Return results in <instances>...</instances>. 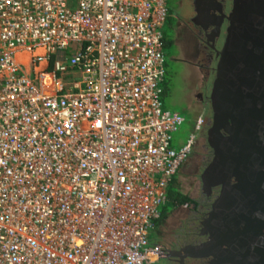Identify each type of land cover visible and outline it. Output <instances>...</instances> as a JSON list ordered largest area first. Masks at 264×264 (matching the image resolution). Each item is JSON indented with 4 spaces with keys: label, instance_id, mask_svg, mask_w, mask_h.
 Masks as SVG:
<instances>
[{
    "label": "built area",
    "instance_id": "built-area-1",
    "mask_svg": "<svg viewBox=\"0 0 264 264\" xmlns=\"http://www.w3.org/2000/svg\"><path fill=\"white\" fill-rule=\"evenodd\" d=\"M164 0H0V264H153L200 118L162 111Z\"/></svg>",
    "mask_w": 264,
    "mask_h": 264
},
{
    "label": "water",
    "instance_id": "water-1",
    "mask_svg": "<svg viewBox=\"0 0 264 264\" xmlns=\"http://www.w3.org/2000/svg\"><path fill=\"white\" fill-rule=\"evenodd\" d=\"M259 2L234 0L227 18L209 94L211 132L221 128L227 136L210 144L214 159L200 177L207 193L220 190L200 223L205 242L170 253L179 264L184 259L264 264V13Z\"/></svg>",
    "mask_w": 264,
    "mask_h": 264
},
{
    "label": "flooded vegetation",
    "instance_id": "flooded-vegetation-1",
    "mask_svg": "<svg viewBox=\"0 0 264 264\" xmlns=\"http://www.w3.org/2000/svg\"><path fill=\"white\" fill-rule=\"evenodd\" d=\"M175 25L171 30L173 36L168 47L174 50L167 59L174 65L190 68L192 80L195 83L191 101L186 105L187 112L195 120L200 118V126L195 134L190 155L185 164L194 161L195 182L197 185L196 202L186 212V225L179 235L172 236L169 246L161 259L164 264H179V260L170 253H176L183 247L205 242L206 237L200 234V223L206 218L211 203L219 193L220 188H211L209 193L202 189L201 175L214 159L211 143L218 142L227 135L219 128L213 129L212 109L209 94L215 75L218 52L224 43L225 31L228 27L227 18L231 12L234 0H176ZM260 13H264V0H258ZM247 3V2H246ZM258 3V4H259ZM220 33L217 35V28ZM187 36V45L180 47V39ZM186 57L191 58L188 60ZM193 120V121H194ZM167 256V257H166ZM184 264H209V259H184Z\"/></svg>",
    "mask_w": 264,
    "mask_h": 264
},
{
    "label": "rangeland",
    "instance_id": "rangeland-1",
    "mask_svg": "<svg viewBox=\"0 0 264 264\" xmlns=\"http://www.w3.org/2000/svg\"><path fill=\"white\" fill-rule=\"evenodd\" d=\"M165 7L167 9V16L162 28L164 34L165 43L172 38L173 34L171 30L175 25L176 16V0H164ZM180 47H185L187 45V36L180 39ZM161 51L165 56V74L163 83L161 84L162 94L160 96V101L162 104V111L167 113H177L184 118V123L179 127V130L171 134L172 146L174 148L178 147L180 143H183L189 133L192 131L194 122L191 115L186 110V105L191 101V96L193 95L194 82L192 80V73L190 68H185L181 65H174L171 63L167 56L169 54H174V50L168 45L164 44ZM188 60L191 58L186 57ZM194 161L184 165V170L182 171V176H179L182 182V193L190 199H196L197 190L195 186L194 177ZM191 168V169H190ZM193 170V171H192ZM190 209V208H189ZM187 208H178L175 212L173 218L169 221L167 225V234L163 237V247L172 242V236L179 235L180 230L185 229L186 225V212L189 211ZM155 264H164L163 261L159 260Z\"/></svg>",
    "mask_w": 264,
    "mask_h": 264
},
{
    "label": "crops",
    "instance_id": "crops-1",
    "mask_svg": "<svg viewBox=\"0 0 264 264\" xmlns=\"http://www.w3.org/2000/svg\"><path fill=\"white\" fill-rule=\"evenodd\" d=\"M163 34V46L164 44H168L170 41L168 40L165 43V38ZM191 169V168H190ZM184 170V165L180 168L176 176L173 178L172 182L168 186L167 192H166V198L164 203L159 208V214L156 220H159V223L155 225L154 230L151 232L149 236V243L152 245L162 246L163 245V237L167 234L166 229L169 221L171 218H173L175 212H177L178 208H187L189 209L191 205L185 207L184 205H177L174 204L173 200H171L170 192L174 189L183 195L181 187L182 182L179 176H182V171ZM193 171V170H192ZM185 196V195H184ZM156 263V262H155ZM153 263V264H155Z\"/></svg>",
    "mask_w": 264,
    "mask_h": 264
},
{
    "label": "trees",
    "instance_id": "trees-1",
    "mask_svg": "<svg viewBox=\"0 0 264 264\" xmlns=\"http://www.w3.org/2000/svg\"><path fill=\"white\" fill-rule=\"evenodd\" d=\"M193 130V128H192ZM170 195H171V200H173L174 204L177 205H184V204H188V205H192V204H196L195 201L191 200L190 198H188L187 196H184V195H181L177 189L173 190L170 192ZM159 223V220H154L153 224H154V227L156 224Z\"/></svg>",
    "mask_w": 264,
    "mask_h": 264
},
{
    "label": "clouds",
    "instance_id": "clouds-1",
    "mask_svg": "<svg viewBox=\"0 0 264 264\" xmlns=\"http://www.w3.org/2000/svg\"><path fill=\"white\" fill-rule=\"evenodd\" d=\"M166 16H167V15H166ZM162 47H163V44H162ZM163 79H164V78H163ZM162 83H163V82H162ZM198 118H199V117H197L193 122L195 123L196 120H197ZM193 126H194V125H193ZM183 165H184V164H183ZM183 165H182V166H183ZM179 170H180V169H179ZM184 206L186 207L187 204H185ZM188 206H189V205H188ZM191 206H192V205H191ZM191 206H190V207H191ZM153 230H154V229H153ZM159 247L163 250V246H159ZM163 252H164V254L166 253V251H163ZM164 256H165V255H164ZM164 256H163V257H164ZM163 257H162V258H163ZM162 258H160L159 260H161ZM159 260H158V261H159ZM158 261H157V262H158ZM157 262H156V263H157Z\"/></svg>",
    "mask_w": 264,
    "mask_h": 264
}]
</instances>
